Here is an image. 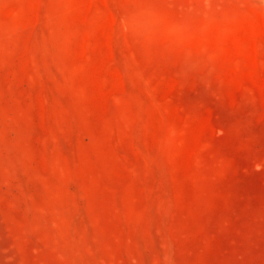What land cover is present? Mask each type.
Returning <instances> with one entry per match:
<instances>
[{"label":"rangeland","instance_id":"rangeland-1","mask_svg":"<svg viewBox=\"0 0 264 264\" xmlns=\"http://www.w3.org/2000/svg\"><path fill=\"white\" fill-rule=\"evenodd\" d=\"M0 264H264V0H0Z\"/></svg>","mask_w":264,"mask_h":264}]
</instances>
